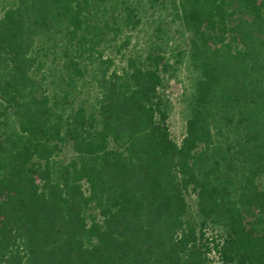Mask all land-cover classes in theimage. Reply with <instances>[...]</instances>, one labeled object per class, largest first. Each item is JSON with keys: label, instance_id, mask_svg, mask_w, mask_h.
<instances>
[{"label": "trees", "instance_id": "obj_1", "mask_svg": "<svg viewBox=\"0 0 264 264\" xmlns=\"http://www.w3.org/2000/svg\"><path fill=\"white\" fill-rule=\"evenodd\" d=\"M212 255L264 264V0H0V264Z\"/></svg>", "mask_w": 264, "mask_h": 264}, {"label": "rangeland", "instance_id": "obj_2", "mask_svg": "<svg viewBox=\"0 0 264 264\" xmlns=\"http://www.w3.org/2000/svg\"><path fill=\"white\" fill-rule=\"evenodd\" d=\"M188 89V82L184 73L177 80L170 83L167 95L170 98L172 110L168 119L171 137L179 143L185 129V106L183 103V92ZM212 264H217L216 256L212 255Z\"/></svg>", "mask_w": 264, "mask_h": 264}]
</instances>
